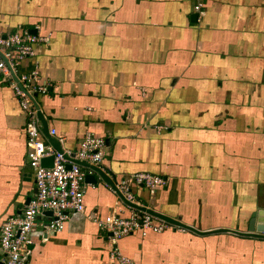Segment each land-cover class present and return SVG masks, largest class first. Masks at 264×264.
<instances>
[{
    "label": "crops",
    "instance_id": "1",
    "mask_svg": "<svg viewBox=\"0 0 264 264\" xmlns=\"http://www.w3.org/2000/svg\"><path fill=\"white\" fill-rule=\"evenodd\" d=\"M20 27L49 39L20 71L37 64L61 149L102 138L98 167L115 183L161 177L153 197L133 189L139 205L198 232L264 223V0H0V33ZM24 124L0 84V226L34 195ZM85 184L84 212L46 242L37 226L28 264H114L94 220L130 210L97 176ZM117 247L134 264H264V240L230 233L174 227Z\"/></svg>",
    "mask_w": 264,
    "mask_h": 264
},
{
    "label": "built area",
    "instance_id": "2",
    "mask_svg": "<svg viewBox=\"0 0 264 264\" xmlns=\"http://www.w3.org/2000/svg\"><path fill=\"white\" fill-rule=\"evenodd\" d=\"M202 5L196 4L193 12L202 15ZM49 44L47 37L32 34L27 28L0 33V84L12 90L25 116L23 131L26 136L27 164L31 170L35 194L21 212L7 219L0 226V264H28L34 245L33 232L41 228V242L61 232L69 215L84 212L85 174L77 162L99 166L104 157L105 141L86 134L76 150L54 147L41 138V125L34 106L37 97L46 93V85L37 84L38 66L22 73L20 65L25 60L35 59L38 49ZM51 137L54 130H49ZM52 157V166L44 167L41 161ZM91 172V170H90ZM92 173V172H91ZM89 173V174H91ZM164 180L149 173H136L123 177L115 183L116 190L129 203L139 205L134 188L146 190L149 197L163 187ZM127 217L111 213L102 220H94L98 229L108 235V258L114 264H134L117 247L121 238L139 233L160 234L174 228L150 215L129 208ZM47 212L51 216L45 215ZM177 228V227H176Z\"/></svg>",
    "mask_w": 264,
    "mask_h": 264
},
{
    "label": "water",
    "instance_id": "3",
    "mask_svg": "<svg viewBox=\"0 0 264 264\" xmlns=\"http://www.w3.org/2000/svg\"><path fill=\"white\" fill-rule=\"evenodd\" d=\"M31 33L35 34V32H33V31H31ZM34 106L37 110V118H38V121L41 125V133L45 137L46 141L49 144H51L57 152H61V146H60L59 142L55 138H52L49 136V129H48L47 123L44 120V116L41 113V111L39 110L36 102H34ZM52 161H53L52 157H50L48 159H44L41 161V165L44 167H51ZM77 164L80 166L88 168L89 170H91L92 172H94L96 174V175L87 174L85 176V182L86 183L95 184L96 183V176H97V178H99V180H101V182H103L104 184H106L107 186H109L111 188V190L117 195V197L119 198L121 203L124 204L127 208H131V209H134L136 211L146 213V214L150 215L151 217L158 219L162 222H165L171 226L181 228V229H184V230H187V231H190V232L202 235V236L207 235V234H216V233H230V234H233V235H236L239 237L264 240V223H261L259 225L255 224V219H252L247 232H237V231L227 230V229H217V230H213L210 232H198L194 228L186 226V225L182 224L181 222H179L178 220H174V219H171L169 217L158 214L156 212H153L151 209H149L145 206L135 205V204H131V203L127 202L121 196V194L116 190L115 182L113 181V179L110 178L108 176V174H106L100 167L91 166V165L86 164L84 162H77ZM32 193L35 194V189L32 191ZM29 200H30V198L27 197L25 202H24V206L28 204ZM45 215L51 216V213L47 212Z\"/></svg>",
    "mask_w": 264,
    "mask_h": 264
},
{
    "label": "trees",
    "instance_id": "4",
    "mask_svg": "<svg viewBox=\"0 0 264 264\" xmlns=\"http://www.w3.org/2000/svg\"><path fill=\"white\" fill-rule=\"evenodd\" d=\"M135 194V193H134Z\"/></svg>",
    "mask_w": 264,
    "mask_h": 264
}]
</instances>
